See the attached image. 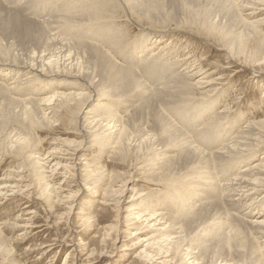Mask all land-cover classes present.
I'll list each match as a JSON object with an SVG mask.
<instances>
[{
  "label": "bare ground",
  "instance_id": "1",
  "mask_svg": "<svg viewBox=\"0 0 264 264\" xmlns=\"http://www.w3.org/2000/svg\"><path fill=\"white\" fill-rule=\"evenodd\" d=\"M122 1L151 33L130 53L133 68L113 59L128 41L127 30L117 22ZM31 2L0 0V22L6 29L25 28L33 33L31 38L37 37L21 45L18 57L9 54L10 44H0V154L12 155L17 164L3 174L5 180L0 177V196L15 189L30 201H41L46 227L56 230L58 242L66 247L73 244L61 237L62 222L71 226L73 218L86 217L91 203L98 202L104 211L109 208L113 220L104 226L102 241L113 234V250L99 254L100 259L107 257V264H116L115 257L121 258L127 249L125 244L117 245L125 241V233L141 247L135 258L142 264H264V157L256 153L246 161L234 156L243 155L239 150L243 144L256 149L264 143V120L247 119L226 144L205 153L209 148L203 152L195 147L160 109L199 96L212 99L218 89V77L202 70L201 57H193L187 45L175 49L167 44L174 33L180 37L189 31L214 42L226 58L264 75V17L247 20L264 8V0H215L202 11L201 5L191 2L174 6V0H168L165 9L163 0H47L35 13ZM51 26L75 42L54 39L56 30L52 34ZM169 58L180 69L153 86L172 64ZM136 67L152 86L143 75L141 79ZM206 103L214 107L213 99ZM240 118H231L223 131L235 130ZM56 125L65 126L77 138L44 136ZM197 131L202 132L196 130V135ZM45 143L49 150L43 154ZM85 151L94 152L86 156ZM105 158L115 164L129 159V172L134 173L124 178L119 172H106L101 164ZM231 161L238 171L231 181L221 182L222 173L217 171L224 176V165H233ZM138 171L146 185L132 188ZM67 178L73 189L64 187ZM23 179L28 182L22 186ZM5 182L12 184L4 186ZM259 195L263 199L257 206L247 202ZM56 204H67L66 212L56 213ZM28 214L30 224L36 211ZM76 249L82 253L87 247ZM0 255L6 264H16L1 234Z\"/></svg>",
  "mask_w": 264,
  "mask_h": 264
},
{
  "label": "rangeland",
  "instance_id": "2",
  "mask_svg": "<svg viewBox=\"0 0 264 264\" xmlns=\"http://www.w3.org/2000/svg\"><path fill=\"white\" fill-rule=\"evenodd\" d=\"M7 1L9 3L11 2L13 4L14 3L16 4L17 2H22V0H7ZM24 1L25 0H23V2ZM39 1H41V2H39ZM46 1L47 0H35V2H34L32 0L31 4L33 3L32 5L33 6L35 5L34 6L35 9H34L33 13H35L39 9V7H41V4L45 3ZM213 1L215 2V0H174V6L180 7L182 3H185L189 6V2H191L195 5H201V7H198L199 9H201L203 6H206V8H204L206 10L211 6V4L209 2H213ZM122 2H120V7L122 9L120 8V10H119V17L120 18L118 19L119 21H117V22L120 25H122L124 30H127L125 32L128 34V41H126L125 46H124L125 48L123 49L125 52L121 51L122 49H120L118 51V55H116L117 52H114L113 59L116 60L115 62L117 64L122 60L121 63H122V65L124 64L123 65L124 67L133 68V65L131 63H129V60L131 58L129 56L130 53H132V51H134L133 49H135L140 44V42L143 41V38L144 39L148 38V37H146V35L150 36L151 33H148V29H149L148 24H144V22H141V20L138 21L137 20L138 18L135 15L133 16V12H131L130 8H129L130 10L127 9L128 6L126 7V4L124 2L123 3L125 4V7H123ZM163 2L165 5L164 6V9H165V8H167L166 4H167L168 0H163ZM5 3L6 2H4V4ZM38 3H40V5H38ZM5 5H7L9 7H10V5L12 6V4H8V3ZM28 7H29V5H28ZM260 8H262V10L260 12H258V13L256 12L253 16H250V18H249V16H247V20L251 21V20H256V18L258 19V18L264 17V8L263 7H260ZM204 9H201V11ZM123 10L124 11L127 10L129 12L126 11V14H125V12ZM174 10H176V9H174ZM237 10H238V13L240 14L241 18H244L245 16L242 15L243 14L242 11L239 8H237ZM53 11L55 12V9H53ZM38 12H40V11H38ZM40 13H42V12H40ZM43 13H44V11H43ZM123 13H124V15H123ZM127 14H128V16H127ZM129 15H131L132 18H130ZM127 17H129V18H127ZM138 22H141L143 24H138ZM52 28H53V30H49V31H51V33L54 34L53 31L55 32V30L57 28L55 29V26H53V27L51 26V29ZM57 31L60 32L59 30H56L55 34L56 33L57 34L56 35L54 34L53 37H57V38H54V39H57V40L60 39V41L63 40V42H65L68 39L66 41L67 43H70V42L74 43L75 42V40H73L72 38H68V36L62 34L61 32H60L61 34H59ZM52 34H50V32H49V35H52ZM31 35H33V33L28 34L27 31L25 30V28L22 30H15V29L14 30H7L6 25L3 22H0V44L3 46H8L10 44L9 46L11 49L9 51L10 52L9 54H11L12 56L18 57L20 52H21V50H18V49L21 47V45H23L27 41L35 40L37 38V37L31 38ZM176 35L177 34L174 33V36L170 37L169 40H166L167 44L171 43L172 45H174L175 49H181L183 46L187 45L188 49H190V51L192 52L193 57L194 56H195V58L201 57L202 58V60H201L202 70H207L208 72L213 71V73H212L213 75L211 77H215V78L218 77V79H217L218 82H217V84H215L216 87H218V89L215 91L216 95L214 97H211L214 100V103H213L214 107L211 109L207 107L209 104H207L206 102L208 100L211 101L212 99H206V98L204 99L202 96H199L198 98L193 99L192 101H187V102H183V103L182 102L176 103L174 105H171V107L168 106L169 109H168V107L166 109L165 108H160V109H162L161 111H162V113H164V116L176 128L180 129V131L185 136H187V135L189 136L191 142L193 143V145H195V147L199 148L203 152L205 150H207V148L212 150V151H210L208 149L205 153L214 152L213 150H218L219 147H221L224 142L226 144V142H228V140L232 136H234L235 133L240 132L239 130H242V128H243L242 126L244 125V122L247 119L248 120L251 119L253 121L264 120V75L257 74V72L254 69H251L247 66L241 65L236 60H230L229 58H226L223 51L219 50L217 45H214L215 44L214 42H211V41L208 42V41L198 37L197 35L189 32V31L185 32L184 35H180V37H177ZM59 36H62L63 39L61 37L59 38ZM65 36H66V39H65ZM50 37H52V36H50ZM145 40H148V39H145ZM130 45H131V47H129ZM126 46H127V48H126ZM171 51H172V49L169 52H171ZM161 52H163V50H161ZM167 56L169 57V54H167ZM123 57H124V60H123ZM117 58L118 59L120 58V59L118 60ZM126 59H127V61H126ZM160 60H162V59H160ZM170 60H171L170 58L167 59L168 62ZM188 60L190 61V58ZM247 60H252V58H247ZM169 63H172V62L170 61ZM172 64H168V68L165 70V72L161 71L160 76H159L160 79L158 78L156 80V82L154 81V84L152 83L153 86H155V84L157 85V83L160 84L163 81L169 79L168 75L170 73L177 71V69L178 70L180 69V65L175 66V68H174V63H172ZM119 65H121V64L119 63ZM262 66H264V64H262ZM135 70L138 72V75L140 77L143 75L142 73H140V71H138L139 68L137 69V67H136ZM143 76L142 77H143L144 82L146 84L151 85L152 81L151 82L147 81L149 79H147L145 75H143ZM161 76H162V78H161ZM142 77H141V79H142ZM164 77L167 79H165ZM158 80H160V81H158ZM12 95H13V93H11V96ZM200 98H202V99H200ZM199 102H200V104H199ZM183 104H185V106ZM172 106L175 108V111H174V108H172ZM182 107H183V109H182ZM116 108L118 109V107H116ZM195 108H197V109H195ZM222 110H223V112H221ZM177 112H178V114H177ZM179 112H181V114H179ZM173 113H175V114H173ZM220 113L223 114L221 117H219ZM185 115H187V116H185ZM175 116H177L176 117L177 119H174ZM178 116H179V118H178ZM201 116H203V117H201ZM242 116H243V119L241 121L242 123L239 122L237 127L235 128V130H232V132H228L229 134L227 132L223 131V129L227 128V126H228V124H226V123L230 122L235 117H241L242 118ZM183 117L185 120L182 119ZM180 118H181V120H180ZM241 118H240V120H241ZM214 119L216 122L213 121ZM197 121H199V123H197V125H196L195 122H197ZM205 121H207V122H205ZM194 124H195V126L193 127L192 125H194ZM225 124H226V127H225ZM209 125L211 126V128L209 127ZM212 125H216V126L213 127ZM12 126H14V125H12ZM14 128H16V127L14 126L13 129ZM192 128H195V129L192 130ZM215 128H216V130H215ZM18 129H20V128L17 126V130ZM202 129L205 130V135L203 133L204 130H202ZM196 130L202 131V132L197 131V133H199V134L201 133L202 138L199 136V134L198 135L195 134ZM213 130H215L216 132L214 133ZM47 131L48 132L44 133V136L48 134V138L49 137H58V136H60L61 138H67L70 140H75L77 138L76 135H74V133L68 132L67 128L65 126L63 127L61 125L60 126L56 125ZM185 132H187V133L185 134ZM209 132L214 133V134L212 135ZM17 133L19 134V132H17ZM225 133H227V134H225ZM232 133H233V135H232ZM206 134H207V136H206ZM222 134H224V135H222ZM194 135L196 136V138ZM203 135L206 137H204ZM209 135H211L213 137H209ZM20 136H21V134H20ZM197 136L200 137V140ZM218 137H219V140H218ZM201 139L203 140V142L201 141ZM211 139H213V140H211ZM197 140H199L200 142ZM215 140L218 142H215V144L213 145ZM199 143H201V144L203 143V144L201 145ZM203 145H206V149H205V146H203ZM243 145H241L240 146L241 148L239 149L240 151L242 149L241 152L243 153V155L240 154V155H238V157H236V155H234L236 160H238L240 157H242L243 160L247 158L246 161L251 160V159H253V157L256 153L258 155V158H260V156L264 157V155H263L264 154V143L260 144L259 147L256 149H254V146L245 148L246 145L245 146H243ZM41 146L45 150L41 151V149H38V151H41L43 154L47 150H49L48 149L49 147H47L46 143L44 145L42 144ZM216 146L218 147V149L216 148ZM213 147H215V148H213ZM43 148H42V150H43ZM93 152L94 151H85L84 155L89 156V155H92ZM244 153H246L247 156ZM2 154L3 153L1 152V154H0V177L4 179L5 177L3 176V174L6 171L12 169L13 166L17 167V164H16V158H13L12 155L3 156ZM234 156H233V160H234ZM230 158H232V157L230 156ZM115 162L116 161H114L111 158H105V159H103L101 164L103 165V169H105L106 172H110V173L119 172L120 176H123L124 178H127L129 173L133 172V169L130 170V172H129V165L132 164L129 159H126L123 162V164H115ZM232 164L233 165H228L231 168V170L228 166H225L226 164L224 165V167H227L226 170H228V172H227L225 170V168H223L224 173H225L224 176H223V171H221V170L217 171V169H215V167L214 168L212 167L211 170L214 169L215 171L218 172V174L222 173V176L224 178L221 176V179H220V181L222 180L221 182H225L226 179H229V181H231L232 178L234 177L233 176L234 173H236V171H238L237 165L235 166L236 163L232 162ZM220 168H222V167H220ZM16 169H18V168H16ZM214 170L212 172L217 174V172H214ZM183 172H185V170ZM139 173L140 172L138 171L136 173V175L133 174V177L135 178L136 181L134 183H131L130 187L135 188V186H143V185L145 186L146 185L145 179H143L141 177V175H138ZM22 176H24V174ZM60 179H61V177L59 176V180ZM27 180H29L28 177H27ZM27 180L23 179L22 180L23 182H21V185L23 186L24 184H27V182H28ZM10 183L5 182L3 185L4 186H5V184L9 185ZM12 183H13V181H12ZM64 185H66V186H64ZM64 185L63 186L66 188H72L73 189V187H71L72 182H71L70 178L66 179V182ZM23 189H24V187L22 188V190ZM180 189L182 190V188H180ZM15 191L16 190L14 189L13 191H8L7 193L5 192L6 194L0 196V234L2 235V237L5 240L6 246L10 249L11 253L15 257L14 259L16 260V264H63V261H64L66 256H68L67 257V264H82L85 261H92V264H107V262H108L107 257L100 259L99 254L102 253V250H104V251L106 250L107 252L113 250V245H112V240H111V239H113V234L111 235V237L107 241H105V242L102 241V239L105 235V233H104L105 227L104 226L109 224L110 221L113 220L114 214L109 208L104 211L101 209L100 204H98V202L93 205L92 203L89 204L88 202H86L88 198L83 199V201H85V203L89 204V207L87 208V212L89 210V212H91V213H89V215H87L86 217H83V218H73L71 226H69L65 222H62L60 224L59 231H60V234L62 235V236L61 235L60 236L65 238L66 241H68V245L73 244L72 245L73 247L72 246L66 247L64 244H60V242H58V236H57L56 230L49 229L48 227H46V225H45L46 213H45L43 206H42L43 203L41 201H37V200H33V201L31 200L30 201V199L24 198L23 194L14 193ZM3 196H5V197H3ZM262 197L263 196H261V198H260V195L253 197V198H250L249 201H247V202H250L251 204H253V206H257L259 203H261V201L263 199ZM259 199H260V201H259ZM56 205H55L56 213L64 214L66 212V210H67L66 205L67 204H63V205L62 204L61 205L56 204ZM232 208H234V207H232ZM32 210L36 211V215H34V217L30 220V224H28L26 221V218L30 216V214H28V211H32ZM64 216L65 215H63V217ZM13 223H18V224H17V226L13 225L14 228H12L13 226L10 224H13ZM24 223H25V225H23ZM33 224H34V226H33ZM127 233H133V230H129ZM125 236H127V237H124L125 241L122 243H119L117 245L121 246V245L125 244L124 246H126L127 249L124 251L121 258L115 257L118 260L116 264H142L143 263L142 260H138L135 258L136 252L141 249V247H137L135 245L136 244L135 242L137 240L129 239L128 234H126V233H125ZM74 243L77 244L76 247H75ZM59 245H60V247H59ZM85 246L87 247V249L81 250ZM76 248L81 250L82 253H79ZM1 256L2 255H0V264H6L5 261H3L4 257L2 256L3 257L2 258Z\"/></svg>",
  "mask_w": 264,
  "mask_h": 264
}]
</instances>
